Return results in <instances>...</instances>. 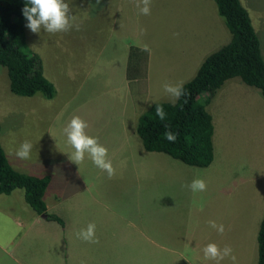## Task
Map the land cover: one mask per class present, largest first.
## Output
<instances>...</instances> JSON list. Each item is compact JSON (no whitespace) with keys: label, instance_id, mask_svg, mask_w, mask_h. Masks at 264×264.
Wrapping results in <instances>:
<instances>
[{"label":"rangeland","instance_id":"rangeland-1","mask_svg":"<svg viewBox=\"0 0 264 264\" xmlns=\"http://www.w3.org/2000/svg\"><path fill=\"white\" fill-rule=\"evenodd\" d=\"M240 1L249 12L264 54V0ZM66 2L77 17L78 29L74 26L52 34L43 28L33 33L26 27L25 35L31 52L49 53L50 76L59 86L63 88L67 80V98L61 99L59 87L51 100L14 94L6 68L0 65V144L9 162H21L34 175L99 176L95 188L111 197L101 198L108 207L101 206L95 216L118 227L114 257H133L132 264H215L205 260L202 251L215 242L220 247L230 245L237 264H255L256 233L264 211V129L258 128V111L264 115L259 101L264 104V97L259 89L233 77L211 97L206 109L214 126V156L208 166L188 165L166 153L145 150L135 131L139 114L151 103L173 102L164 90L168 80L157 83L160 58L169 65L173 52L183 46L176 57L180 65L191 45L200 49L211 39L209 47H203L209 53L229 40L230 32L214 1L151 0L150 15L140 13L136 0H100L98 5L96 0ZM187 24L190 28L183 33ZM140 56L146 77L137 82L131 72H135L133 60ZM193 74L182 75L181 82ZM141 85L151 91L136 97L134 89ZM94 99L100 102L92 107L84 104ZM74 116L87 121L88 133L108 148L116 168L114 176L96 167L87 155L79 165L69 158L73 149L64 128ZM25 140L32 142L33 149L30 159L21 160L14 153ZM197 178L206 181L205 191L187 187ZM15 191L19 192L7 198L11 203L17 202L16 193H23L21 188ZM0 207L6 208L3 202ZM70 210L69 218L82 216L75 214L76 203ZM86 211L81 224L92 221ZM211 220L224 224L225 232L212 228ZM51 244L47 256L56 257ZM221 264L232 261L226 258Z\"/></svg>","mask_w":264,"mask_h":264},{"label":"trees","instance_id":"trees-1","mask_svg":"<svg viewBox=\"0 0 264 264\" xmlns=\"http://www.w3.org/2000/svg\"><path fill=\"white\" fill-rule=\"evenodd\" d=\"M213 1L230 32L229 40L207 54L194 75L183 82L187 95L175 102L151 103L135 124L145 150L163 152L200 167L208 166L213 160L214 126L206 105L223 83L239 77L245 84L259 89L264 97V56L247 8L240 0ZM26 3L27 0H0V65L6 68L11 92L50 99L55 96L56 88L45 76L40 56L31 52L26 42L27 21L22 14ZM157 106L165 109L164 120L156 116ZM169 129L179 132L175 142L164 138ZM49 181V174H28L14 168L0 144V194L21 188L24 201L35 212L61 221L46 211L44 193ZM256 248L255 264H264V211L257 228Z\"/></svg>","mask_w":264,"mask_h":264},{"label":"crops","instance_id":"crops-1","mask_svg":"<svg viewBox=\"0 0 264 264\" xmlns=\"http://www.w3.org/2000/svg\"><path fill=\"white\" fill-rule=\"evenodd\" d=\"M217 23L218 22H215V24ZM184 28L185 29L182 30L183 33L188 31L190 26L187 24ZM172 31L174 32L175 30L172 29ZM179 34L181 33L179 32ZM212 34H214V31H212ZM209 35L212 36L211 34ZM210 44L211 39H209L208 43L201 44L200 49H198V47L194 48L191 45L187 51L188 56L181 59L183 62L180 63V65H178L179 62L176 57L183 46H180L176 52H173L174 56L171 57L172 61L169 62V65L164 64L162 58H160L159 66L161 69L156 75L157 83L160 84V81L165 80H168L170 83H178L181 82L180 79L182 75H188L192 72L195 73L200 62L210 53L203 52V47L206 45V47H209ZM182 45H184V43ZM160 53L164 55L166 54L164 52ZM47 54L49 53H45V51L38 52V55L42 59L43 72L47 78H50V80L54 82L56 90L58 87L59 89L61 88V92L63 93L61 99L67 98L70 93L69 86L66 82L67 80H64V87L62 88V86H59L55 78L50 76L49 67L51 61L47 59ZM126 69L125 75L127 76L129 69L128 63ZM133 69L135 72H131V75L134 74V79H136L137 82L140 81L139 79L146 77L145 64L143 65L141 62V56L136 60H133ZM142 70H144V72L141 73ZM140 75L142 77L138 78ZM225 82H227V80ZM134 90L137 92L136 97L139 95L143 96L146 92L151 91L150 89L145 90L142 85ZM32 97H39L43 100V97L40 96ZM133 98L134 96L132 95V99ZM95 101L98 100H90V104H87L86 102L84 104L92 107V104H94ZM259 104L264 107L261 100L259 101ZM258 115L260 123L258 128L263 130L264 115L260 111H258ZM11 162L20 169H27L25 170L26 172L32 171V169L24 168L21 162L16 164L15 162H17V160H11ZM69 163L72 167V163ZM50 173H46L50 175V181L44 193L46 211L49 214L59 217L61 221L49 218L46 214H38L35 212L25 201H23V193L22 195L16 193L15 200L17 202L13 201L11 203L7 199L9 196H12L15 192L19 191L14 190L10 194H0V203L3 202L6 206V208L0 207V264H117L118 261H120L119 264H132L133 257L113 256L114 248L116 247V242L118 240L117 225H109L107 221L102 223L100 217L95 216V214L99 212L101 206L108 207L106 203L101 201V198L111 197V193H102L99 188H95L97 183L96 180L99 176H96L95 178L94 176H91L88 178L83 174L67 175V173H57V175H53ZM30 174L35 173L32 171ZM260 196L263 199L262 193H260ZM72 197L77 198L75 201L77 212L75 211V214L82 215L81 217H77V219L69 218L67 216L73 214L70 210V208H74L75 205V203L71 201ZM86 203H89L88 207L86 206ZM14 204H16V207ZM261 207L259 214L262 213L263 206ZM85 210H87L86 212L88 216L92 218L90 223H96V236L99 239V243H90L91 245L85 244L83 243L84 240L77 237V232L81 229H86L88 225L81 224V219L85 216ZM253 211L254 215H258L256 210L253 209ZM13 212L18 213V215L13 214ZM20 214H24L23 216H26V218H23ZM67 232L72 233L71 236H68ZM48 235L50 236L48 237ZM52 237H54V239H50ZM120 240L125 239L122 237ZM53 242L55 249L52 251L56 257H49L47 256V247L51 243L52 246ZM80 247L84 248L79 252Z\"/></svg>","mask_w":264,"mask_h":264},{"label":"clouds","instance_id":"clouds-1","mask_svg":"<svg viewBox=\"0 0 264 264\" xmlns=\"http://www.w3.org/2000/svg\"><path fill=\"white\" fill-rule=\"evenodd\" d=\"M96 3L98 5L100 0H96ZM136 7L143 15L151 14V0H136ZM22 14L27 21L26 27L33 33H40L41 28L52 34L70 31L74 26L77 29L79 28V25L76 24L77 17L72 14L71 7L66 0H27L26 6L22 9ZM164 90L173 98V102L187 95L183 82L165 83ZM185 103H187V100H185ZM155 114L160 120H164L167 116L162 106L155 108ZM88 127L87 121L82 117L74 116L64 128L67 143L73 149L69 158L79 165L87 155L96 167L106 171L109 177L114 176L116 168L109 158L108 148L99 142L98 137L88 133ZM178 136L179 132H173L171 129L164 133V138L169 142H175ZM32 149V142L25 140L15 150L14 154L21 160H28L31 157ZM187 187H190L193 192H202L207 189V183L204 179L197 178ZM209 224L218 233L223 234L225 232L224 224H217L215 220L209 221ZM77 237L89 243H99L94 222L89 223L86 229L77 232ZM202 251L204 259L215 261V264H221V261L226 258H230L232 264H237V257L230 245L220 247L217 243L212 242L208 243Z\"/></svg>","mask_w":264,"mask_h":264}]
</instances>
